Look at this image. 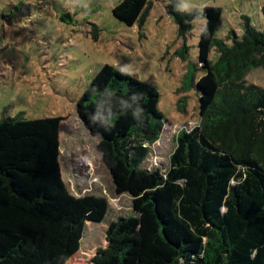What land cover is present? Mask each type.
<instances>
[{
	"label": "trees",
	"instance_id": "obj_1",
	"mask_svg": "<svg viewBox=\"0 0 264 264\" xmlns=\"http://www.w3.org/2000/svg\"><path fill=\"white\" fill-rule=\"evenodd\" d=\"M148 3L122 0L113 15L133 26L145 20ZM181 7L171 0L185 41L177 54L188 59V30L205 19L198 45L205 73L196 84L200 121L178 133L165 172L143 168L165 129L153 86L105 64L77 102L115 193L132 197L91 264H264V88L246 79L264 69V30L246 18L242 36L218 39L219 7ZM61 123L0 121V264H69L82 249L89 208L98 205L69 195Z\"/></svg>",
	"mask_w": 264,
	"mask_h": 264
},
{
	"label": "rangeland",
	"instance_id": "obj_2",
	"mask_svg": "<svg viewBox=\"0 0 264 264\" xmlns=\"http://www.w3.org/2000/svg\"><path fill=\"white\" fill-rule=\"evenodd\" d=\"M121 1L0 0V121L61 118L60 165L69 195L77 201L93 197L98 205L89 208L84 244L69 264H91L96 250L107 245L105 232L132 206L129 194L115 193L99 141L77 113L78 100L101 67L119 69L160 94L165 129L143 168L165 172L178 133L191 131L200 121L196 84L205 71L198 63V45L206 20L191 23L184 61L177 54L185 41L170 14L171 0H149L145 20L133 26L113 15ZM179 1L181 10L189 5L182 10L187 13L219 7L218 39L232 31L242 36L246 18L264 30V0ZM216 58L213 50L210 59ZM246 79L264 88V69L251 70Z\"/></svg>",
	"mask_w": 264,
	"mask_h": 264
},
{
	"label": "clouds",
	"instance_id": "obj_3",
	"mask_svg": "<svg viewBox=\"0 0 264 264\" xmlns=\"http://www.w3.org/2000/svg\"><path fill=\"white\" fill-rule=\"evenodd\" d=\"M188 8H189V5L188 4H184L182 10H187Z\"/></svg>",
	"mask_w": 264,
	"mask_h": 264
},
{
	"label": "water",
	"instance_id": "obj_4",
	"mask_svg": "<svg viewBox=\"0 0 264 264\" xmlns=\"http://www.w3.org/2000/svg\"><path fill=\"white\" fill-rule=\"evenodd\" d=\"M81 119V118H80ZM81 121L84 123V125H85V127H86V123H85V121L83 120V119H81ZM87 128V127H86Z\"/></svg>",
	"mask_w": 264,
	"mask_h": 264
}]
</instances>
